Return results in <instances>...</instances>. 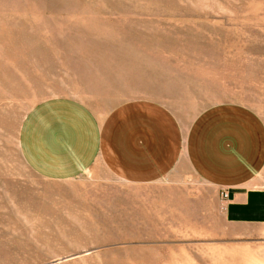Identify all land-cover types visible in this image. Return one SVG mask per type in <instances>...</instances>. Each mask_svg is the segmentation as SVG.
Wrapping results in <instances>:
<instances>
[{
  "label": "rangeland",
  "instance_id": "rangeland-1",
  "mask_svg": "<svg viewBox=\"0 0 264 264\" xmlns=\"http://www.w3.org/2000/svg\"><path fill=\"white\" fill-rule=\"evenodd\" d=\"M53 99L95 125L137 100L185 128L224 104L264 125V0H0V264H264V224L225 223L186 164L146 184L37 174L19 133Z\"/></svg>",
  "mask_w": 264,
  "mask_h": 264
},
{
  "label": "crops",
  "instance_id": "crops-1",
  "mask_svg": "<svg viewBox=\"0 0 264 264\" xmlns=\"http://www.w3.org/2000/svg\"><path fill=\"white\" fill-rule=\"evenodd\" d=\"M77 102L53 99L35 107L19 133L23 158L49 181H67L101 164L132 184L159 181L186 164L204 183L225 192L227 224H264V125L249 109L231 104L203 111L183 127L158 102L115 108L102 124Z\"/></svg>",
  "mask_w": 264,
  "mask_h": 264
},
{
  "label": "built area",
  "instance_id": "built-area-1",
  "mask_svg": "<svg viewBox=\"0 0 264 264\" xmlns=\"http://www.w3.org/2000/svg\"><path fill=\"white\" fill-rule=\"evenodd\" d=\"M222 200L225 201L227 199V194L225 192H223L221 194Z\"/></svg>",
  "mask_w": 264,
  "mask_h": 264
}]
</instances>
